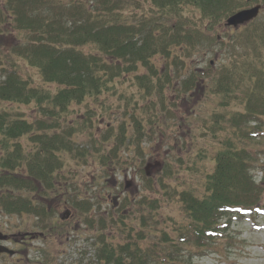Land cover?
<instances>
[{"label": "trees", "instance_id": "16d2710c", "mask_svg": "<svg viewBox=\"0 0 264 264\" xmlns=\"http://www.w3.org/2000/svg\"><path fill=\"white\" fill-rule=\"evenodd\" d=\"M25 1L2 0L3 6L7 3L8 15L18 17L17 30L29 36L26 43L14 44L11 51L0 53L2 213L31 214L45 226L56 214L57 206L52 200L59 197L61 205L79 214L86 227L94 230L99 226L100 233L92 238L93 262L87 264H173L177 252L172 249L177 250L178 245L193 242L195 247H205L216 239L220 224L230 214L254 211L260 186L251 174L252 157L248 145L259 134L253 133L257 126L254 129L250 126L264 117V22L254 24L255 20L251 23L254 24L252 30H244L218 43L223 51L234 55L235 42L243 39L239 47L243 54L239 63L234 60L238 56L229 58L228 64L219 63L216 75L209 77V91L217 97L219 109L227 110L236 96L243 109L229 112L228 116L214 113L209 121L206 120L205 129L218 136L220 147L212 158L211 171H206L200 194H195L191 188L180 191L173 188L171 193L186 220L173 229L174 238L160 232L162 248H157L155 243L146 249L141 246L144 239L158 231L149 224L158 209V198H143L137 203L132 218L121 213L125 207L118 212V219L111 215L89 218L94 205L90 200L80 199V194L71 196L68 189L60 188L61 180H65L60 170L65 164L64 153L74 151L72 135L77 129L86 127L91 135L94 122L101 121L103 111L111 109L114 102L117 108L119 103H125L127 109L146 101L150 103L155 96L163 98L166 90L175 88L170 79L173 68L180 65L182 71H190L183 84L193 88L208 87L199 82L196 71L190 70L184 60L194 51V45L187 41L190 36L182 34L183 27L189 25L191 19L195 26L199 21L205 26V32L195 36L197 44L207 43L211 47L214 36L209 33L215 26L240 10L264 4V0H150V16L141 13L133 24L124 19L128 8L124 1L134 5L136 2L132 0H96L93 6L86 5L85 0L69 6L62 5L63 0H30V4ZM28 9L31 23L26 20ZM1 10L0 26L5 23ZM186 11L191 12V18H183ZM197 15L199 21L195 19ZM86 46L94 47L97 53L84 54L81 48ZM159 60L163 61L160 67ZM18 61L36 69L44 86H36L31 79L24 80L15 63ZM52 84L54 91L45 87ZM105 102L112 103L106 105ZM165 102L164 99L161 104ZM88 103L99 107L101 112L96 114L93 107L86 112L80 107L73 109ZM21 106L34 115L37 113L38 117L32 120ZM74 113H77L76 119L80 118L76 122L72 119ZM143 127L141 117L129 115L119 125L120 136L112 140L110 135L103 137L95 144L101 149L93 145L92 153L82 148L78 155L91 156L100 166H107L117 158L120 146L130 141L136 143L135 134L127 138L128 130L143 132ZM217 134H223L224 138L220 140ZM161 186L168 188L164 184ZM142 209L150 211L144 213ZM133 212L128 214L132 216ZM129 219L136 225L128 224ZM117 225H121L123 237L107 234ZM169 243L171 249L166 247Z\"/></svg>", "mask_w": 264, "mask_h": 264}, {"label": "rangeland", "instance_id": "374dc122", "mask_svg": "<svg viewBox=\"0 0 264 264\" xmlns=\"http://www.w3.org/2000/svg\"><path fill=\"white\" fill-rule=\"evenodd\" d=\"M24 1L22 0V3ZM75 1L78 0H63L62 5L69 6ZM95 1L85 0L84 2L86 5L93 6ZM25 2L30 4V0ZM125 2L124 4L128 5L124 12L127 23L133 24L141 13L150 16V0H132L136 2L134 5ZM54 3L58 4V2ZM3 4L1 0L0 8L5 23L0 26V30L3 31L0 33V53L9 51L14 44L29 41L27 34L17 30L18 17H10L8 15L10 13L5 10L7 3L4 6ZM257 6L260 7L259 16L254 24L264 22V4L260 3ZM27 13L29 16L26 14V20L31 23V11ZM191 16V12L186 11L183 18H191ZM195 19L199 21V16ZM171 22L175 23V20ZM224 22L220 26H215L214 31L209 33L210 36H214V43L211 42L214 46L211 45V47L207 43L197 44L195 39L199 33L205 32L203 23L199 21L195 26L194 20L191 19V23L183 27L182 34L190 36L187 41L194 45V51L192 50L184 60L187 61V67L190 70L196 71V76L201 80L199 82L202 85L207 84V88L201 86L193 88L192 85L183 84L188 79L190 71H182L179 65V68L171 70L170 79H173L175 84L174 90H166L163 98L155 96L150 103L146 101L138 107L136 105L125 109V103L123 105L121 102L117 108V103L114 102L111 109L104 108L107 111H103V119L94 122L91 135L86 127L77 129L72 135L74 151L71 154L64 153L62 156L65 164L60 171L65 180H61L60 188L68 189L67 193L71 196L80 194V199L91 201L94 210L89 214V218L98 219L100 215L106 217L111 215L118 219L120 216L118 212L123 207L125 211L121 213L132 218L135 216L133 211L138 208L137 203L143 198L160 200L156 205L158 209L153 215L154 220L149 221L150 226H155L158 231L151 233L141 242V246L145 249L150 248L153 243L157 244V248H162L159 242L160 232H166L170 238H174L173 229L186 220V215L183 214L174 194L171 193L172 190L191 188L194 189L195 194L203 191L206 171H211L212 158L220 147L218 136H213L209 130L205 129L208 125L207 121L214 113L222 112L228 116L229 112L231 114L243 109L240 106V98L237 96L230 101L227 110L219 109L217 97L209 91L211 87L209 77L216 75L214 72L219 67V63L225 61L228 64L229 58L234 56H238L234 60L239 63L243 54L239 48L243 39H237L235 42L234 55L232 53L229 55L226 50L223 51L224 48L221 49L222 46L218 43L221 40H229L232 36L234 38L244 30L250 31L253 29L251 26H254V24L251 25V21L235 29L225 26ZM81 49L84 54L97 53L92 46ZM162 62L159 60L157 65L160 67ZM15 63L19 65V75L24 80L31 79L36 86L43 85L36 69L28 68L26 62ZM194 80L196 81V78ZM153 81L157 82L155 79ZM45 87L52 91L55 89L53 84ZM124 88L126 89V85ZM178 91H186V93L179 94ZM164 99L166 102L161 104ZM111 103L105 102L106 105ZM152 104H154L153 107H151ZM78 107L83 112L91 107L96 109L94 110L96 114L101 112V109L92 103L75 106L73 109L79 110ZM21 110L32 120L37 116V113L34 115L25 106H21ZM133 114L143 119V132L135 133L134 129H129V134L126 133L127 138L135 134L136 143L132 144L130 141L125 146H120L116 153L117 158L113 159L112 163L103 167L91 156L78 155L82 148L92 153L93 145L103 137L110 135L112 140L115 136H120L119 125ZM76 116L77 113H74L72 119L75 120ZM78 119L80 118L77 117L74 122ZM255 126L257 131L254 130L253 133L259 134V137L248 145L252 157L251 174L260 186V197L254 211L249 214L239 212L230 214L220 224L221 228L216 239L205 247H195L193 242L178 245L177 250L172 249L173 252H177L173 264H264V117L250 127L254 129ZM217 135H220V140L224 138L223 134ZM95 148L101 149L98 145H95ZM161 184L167 185L168 188L162 189ZM57 199L52 200L57 206L56 214L45 226L31 214L7 215L0 211V233L14 235L16 241L28 234L31 238L26 239L24 245L14 241L4 245L18 257L14 255L1 257L0 264H87L93 262L92 238L100 233L99 226H96L94 230L89 229L82 222L83 218L79 214L77 215L67 205L62 206V201L59 202V199L57 203ZM144 207L147 208V206ZM130 211L133 212L132 216L128 214ZM143 211L148 213L150 210ZM130 220L128 224L136 225ZM43 226L46 227L44 230ZM112 229H109L107 234H114L113 237L116 238L123 237L121 225L114 226ZM143 230L145 231V228ZM170 244L166 245L167 249H171Z\"/></svg>", "mask_w": 264, "mask_h": 264}, {"label": "water", "instance_id": "95a60500", "mask_svg": "<svg viewBox=\"0 0 264 264\" xmlns=\"http://www.w3.org/2000/svg\"><path fill=\"white\" fill-rule=\"evenodd\" d=\"M259 10L260 7L256 6L251 9L237 12L226 20L225 26L233 27L235 29L239 26H243L244 24L254 20L258 16ZM3 239H5V237L0 234V241ZM0 254H7L9 256H12L14 253L3 246H0Z\"/></svg>", "mask_w": 264, "mask_h": 264}, {"label": "flooded vegetation", "instance_id": "af4514ba", "mask_svg": "<svg viewBox=\"0 0 264 264\" xmlns=\"http://www.w3.org/2000/svg\"><path fill=\"white\" fill-rule=\"evenodd\" d=\"M1 235L3 236V237H5V239H3V240H1L0 241V246H4V245H8V244H10V243H13V241L14 242H16V243H18V244H25L24 243V241L26 240V239H31L30 238V236H25V237H22V239H20L19 241H16V239H15V236L14 235H6V234H4V233H1ZM5 247V246H4ZM15 253V252H14ZM5 256H7V254H1L0 255V258L1 257H5ZM14 256H16V257H18V255L15 253L14 254Z\"/></svg>", "mask_w": 264, "mask_h": 264}]
</instances>
